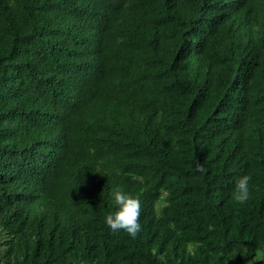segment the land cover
Listing matches in <instances>:
<instances>
[{"label":"trees","instance_id":"obj_1","mask_svg":"<svg viewBox=\"0 0 264 264\" xmlns=\"http://www.w3.org/2000/svg\"><path fill=\"white\" fill-rule=\"evenodd\" d=\"M0 264H264V0H0Z\"/></svg>","mask_w":264,"mask_h":264},{"label":"clouds","instance_id":"obj_2","mask_svg":"<svg viewBox=\"0 0 264 264\" xmlns=\"http://www.w3.org/2000/svg\"><path fill=\"white\" fill-rule=\"evenodd\" d=\"M196 170L205 171L202 165H197ZM250 180V175H244L236 181L233 190L234 201L243 204L250 198ZM112 196L116 210L105 217L106 226L114 233L123 230L135 239L142 230L139 222L142 210L139 195L133 196L118 186L113 190Z\"/></svg>","mask_w":264,"mask_h":264}]
</instances>
